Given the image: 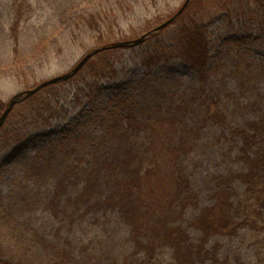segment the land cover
<instances>
[{"label":"rangeland","instance_id":"374dc122","mask_svg":"<svg viewBox=\"0 0 264 264\" xmlns=\"http://www.w3.org/2000/svg\"><path fill=\"white\" fill-rule=\"evenodd\" d=\"M185 1L132 0L119 6L117 0H0L1 100L9 103L14 94L70 71L98 46L99 29L77 23L78 13L100 9V30L124 41L170 18ZM224 2L196 0L197 6L211 9L206 85L217 93L227 125L206 118L199 98L203 81L178 54L159 63L149 59V45L175 46V24L137 46L119 48L107 77L85 74L60 81L36 101L13 108L0 130V247L8 257L52 264L53 253L35 238L36 231L69 249L78 263L177 264L169 244L150 253L147 237L134 234L119 207L89 208L107 199L126 173V162L153 166L147 130L124 127L128 108L140 121L150 122L186 103L180 126L197 133L187 153L176 157L167 150L164 160L175 164L162 167L188 180L184 202L178 200L167 214L170 227L188 233L194 253L203 237L194 222L216 203L218 191L230 192L232 215L241 219L245 184L233 176L247 166L240 158L242 139L232 132L264 119V2ZM43 98L47 103H39ZM62 180L65 190L54 209L51 200ZM88 183L90 190L80 198ZM258 237L249 227L213 234L193 264H223L226 258L230 264L264 261V254H257Z\"/></svg>","mask_w":264,"mask_h":264},{"label":"trees","instance_id":"16d2710c","mask_svg":"<svg viewBox=\"0 0 264 264\" xmlns=\"http://www.w3.org/2000/svg\"><path fill=\"white\" fill-rule=\"evenodd\" d=\"M131 1L117 0V3L119 6H125L129 5ZM254 1L264 2V0ZM220 2L222 5L225 4L224 0H220ZM101 12L98 9L87 13L80 12L76 15L77 23H83L91 29H96V27L99 29V34L96 37L98 45L115 41V37L111 33L103 34L104 32L100 30ZM210 15L211 9H207L206 5L203 4L197 6L196 0H192L172 22L176 25L175 46L171 48L157 42L149 45L146 53L149 59L156 63L168 61L170 58L179 55L184 62L189 64L203 81L199 88V98L205 105L206 118L214 124L225 126L227 125V117L220 109L217 93L206 85L211 47V35L207 23ZM20 19L21 14L15 17L17 24ZM160 34L161 31L155 32L149 39L151 40ZM119 50V48H114L97 53L80 72L67 82L80 77L84 78L85 74L98 78L107 77L111 71H114L116 53ZM64 82L66 81L62 83ZM53 87L54 84L44 87L35 95L17 104L14 109L19 105L27 104V102L36 101L45 90H51ZM128 101L130 99L126 103ZM39 103H47L46 98L45 102L43 98ZM185 105L186 103L177 106L174 111L160 114L150 122L140 121L133 109H127L124 127L130 131H140L143 128L147 130V151L153 157V166L142 167L140 164L126 162V173L115 181L114 190L107 199L96 202L89 208H101L106 205L119 207L123 215L133 225L134 234L147 237L145 247L150 253H153L159 246L169 244L174 248L177 264H193L195 257L201 258L209 236L216 233L235 234L244 227H249L259 233L255 244L257 254L261 257L264 254V119L249 122L246 127L235 128L232 132L233 135L242 139L240 158L247 166L246 170L233 176L234 179H240L245 184V195L240 206L241 219L235 220L233 217L234 205L231 194L228 190L223 189L217 192L216 203L204 208L194 222V225L203 232L202 240L195 253L192 250L193 245L188 233L179 227L169 226L168 208H171L178 200L184 202L185 198L181 195L184 187L188 185V180L176 169L169 168L168 165L162 167L163 164L167 163L175 164L172 160L170 162L164 160V153L169 150L176 157L187 153L191 148L193 136L197 133L194 128L180 126V114L186 109ZM6 106L7 103L0 98V115ZM35 106L32 108H40V106L36 108ZM7 123H9V117L0 130H4ZM115 127H118V124ZM160 160L163 161L160 162ZM90 186V183L85 186L80 198L87 195ZM64 190L65 182L62 180L51 200L54 209ZM34 236L44 248L52 251V264H88L87 262L78 263L69 249L51 244L36 231H34ZM0 264H25V262L8 257L0 247ZM223 264H230V260L226 258ZM240 264H264V261L255 259L252 262Z\"/></svg>","mask_w":264,"mask_h":264},{"label":"water","instance_id":"95a60500","mask_svg":"<svg viewBox=\"0 0 264 264\" xmlns=\"http://www.w3.org/2000/svg\"><path fill=\"white\" fill-rule=\"evenodd\" d=\"M191 0H186L184 2V4L182 5V7L180 8V10L171 18H169L168 20L164 21L163 23L159 24L158 26L154 27L153 29L149 30L148 32L144 33L142 36L136 38V39H132V40H124V41H115V42H111L108 44H104L98 47L93 48L92 50H90L88 53H86L74 66L73 68L61 75L52 77L50 79L44 80L42 81L40 84H38L37 86L30 88V89H26L23 91H20L16 94L13 95V97L10 99L9 103L7 104L5 110L3 111V113L0 116V128L4 125L8 115L10 114V112L12 111V109L14 108V106L23 101L26 100L27 98H29L30 96H32L33 94L37 93L39 90H41L42 88L51 85V84H57L60 81H65L68 80L70 78H72L73 76H75L83 67L84 65L97 53L103 51V50H107V49H113V48H124V47H130V46H136L139 45L141 43H143L151 34L161 31L162 29H164L165 27H167L169 24H171L175 18L180 15L182 13V11L188 6V4L190 3Z\"/></svg>","mask_w":264,"mask_h":264}]
</instances>
